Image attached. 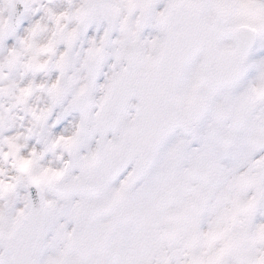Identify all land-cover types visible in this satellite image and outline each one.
<instances>
[{
    "label": "snow or ice",
    "instance_id": "6c2138e0",
    "mask_svg": "<svg viewBox=\"0 0 264 264\" xmlns=\"http://www.w3.org/2000/svg\"><path fill=\"white\" fill-rule=\"evenodd\" d=\"M0 264H264V0H0Z\"/></svg>",
    "mask_w": 264,
    "mask_h": 264
}]
</instances>
